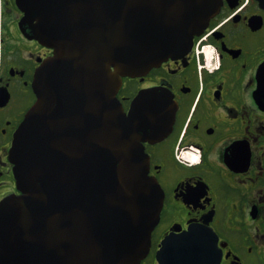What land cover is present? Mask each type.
Here are the masks:
<instances>
[{
  "label": "water",
  "instance_id": "water-1",
  "mask_svg": "<svg viewBox=\"0 0 264 264\" xmlns=\"http://www.w3.org/2000/svg\"><path fill=\"white\" fill-rule=\"evenodd\" d=\"M18 2L54 56L11 149L21 194L0 204V264H140L163 206L141 143L164 139L176 108L158 88L126 114L117 93L189 52L223 0ZM173 243L187 255L169 256ZM163 244L161 264H194L187 235Z\"/></svg>",
  "mask_w": 264,
  "mask_h": 264
},
{
  "label": "flooded vegetation",
  "instance_id": "flooded-vegetation-1",
  "mask_svg": "<svg viewBox=\"0 0 264 264\" xmlns=\"http://www.w3.org/2000/svg\"><path fill=\"white\" fill-rule=\"evenodd\" d=\"M24 16L18 0H0V204L21 194L11 149L54 56ZM158 88L176 109L164 139L141 143L163 206L140 264H161L164 241L183 235L194 264H264V0H223L189 52L124 77L117 98L128 114L142 91ZM187 246L173 243L169 256H186Z\"/></svg>",
  "mask_w": 264,
  "mask_h": 264
},
{
  "label": "rangeland",
  "instance_id": "rangeland-1",
  "mask_svg": "<svg viewBox=\"0 0 264 264\" xmlns=\"http://www.w3.org/2000/svg\"><path fill=\"white\" fill-rule=\"evenodd\" d=\"M188 161H190L191 163H193V162H196L197 161V158L196 157L195 158L190 157V158H188Z\"/></svg>",
  "mask_w": 264,
  "mask_h": 264
}]
</instances>
